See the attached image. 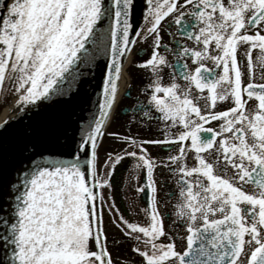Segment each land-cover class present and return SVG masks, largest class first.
Wrapping results in <instances>:
<instances>
[{
    "label": "snow or ice",
    "instance_id": "snow-or-ice-1",
    "mask_svg": "<svg viewBox=\"0 0 264 264\" xmlns=\"http://www.w3.org/2000/svg\"><path fill=\"white\" fill-rule=\"evenodd\" d=\"M135 8L136 0H0V130L45 102H69L91 72L79 63L95 59L86 44L108 57L98 110L70 135L45 131L59 150L29 141L24 159L0 169V264H115L110 239L130 243L140 264H264V0H144L139 29ZM138 45L150 54L136 62ZM132 68L147 83L125 105ZM122 114L129 131H108ZM153 125L155 136L131 133ZM104 136L135 150L108 152L101 178ZM149 147L167 154L154 158ZM125 156L136 161L134 178L143 170L136 192L146 193L148 222L117 212L120 235L109 237L104 209L115 205L103 190ZM169 183L177 193L165 191Z\"/></svg>",
    "mask_w": 264,
    "mask_h": 264
},
{
    "label": "water",
    "instance_id": "water-1",
    "mask_svg": "<svg viewBox=\"0 0 264 264\" xmlns=\"http://www.w3.org/2000/svg\"><path fill=\"white\" fill-rule=\"evenodd\" d=\"M143 9L144 0H136V8L132 17V23L136 29L143 19ZM108 23L109 21L106 20L101 28L106 27ZM131 35L135 36V33ZM85 47L93 53L95 59L87 66L78 62L77 71L83 73L91 68V72L83 78L87 83L79 86V92L71 93L69 102L65 103L67 97L57 98L55 103L45 102L39 109L34 108L32 112L26 113L23 120L13 122L7 129L0 130V169L11 170L20 160L24 159L22 147L29 141L36 144L38 151L46 148L59 150L58 145L45 138V131L54 125L58 131L67 129L70 135L79 124L87 121L98 110L100 99L98 85L101 82L102 71L100 66L104 65L108 57L103 50L94 52V46L91 43L86 44ZM83 55L84 53H81V56ZM28 128L33 130L31 136L27 135Z\"/></svg>",
    "mask_w": 264,
    "mask_h": 264
},
{
    "label": "flooded vegetation",
    "instance_id": "flooded-vegetation-1",
    "mask_svg": "<svg viewBox=\"0 0 264 264\" xmlns=\"http://www.w3.org/2000/svg\"><path fill=\"white\" fill-rule=\"evenodd\" d=\"M171 31L175 32V25L171 29ZM168 37L165 36V40ZM140 48L139 55L136 57V62H139L142 58L145 57V54H150V49L147 45H138ZM171 60V57H169ZM131 72V84H132V91H131V98H128L127 95L123 101L125 105L131 104L137 97V90L145 83H147L146 74L142 71H137L135 68L130 70ZM124 83L121 82V89L123 90ZM139 99L143 100L144 98L141 96ZM127 111V109H125ZM127 119V117L121 115L119 122L113 124L112 128H109L108 131L118 130L120 134H126L129 129L127 127H121L123 121ZM131 133L134 136L146 137L148 135L155 136L157 133L155 131V126L153 125V130L151 133L147 129L143 131L139 130L138 127H133L131 129ZM135 150L130 149L129 145L122 144L119 141H115L108 136H104L101 140V147L99 149V176L104 178L105 176V169L106 164L105 161L107 160V153L112 152L115 155L119 152L123 155L124 150ZM148 151L153 155L154 158L159 156H165L167 151H161L159 148L149 147ZM136 163V161L132 157L125 156L124 159L115 166L114 174L108 177L109 182L111 184V188H105L103 190V194L105 196V200L107 204H114L115 207L112 209V213L108 212L107 207L104 209L105 213V226L108 228L109 237L113 234L120 235L114 227L111 226V219L115 216L117 212L124 215L126 219H129L132 222H137L139 224H146L147 218L143 212L140 211L141 208L147 207V196L146 193L144 194H137L136 186L139 183L143 185L144 178H143V170H141V174L139 178H134L133 175L130 173L132 166ZM108 171H112L111 168ZM159 175V173H158ZM163 179L164 177H160ZM171 191L172 193H177L178 189L174 183H169L168 186L165 188V191ZM163 195V193H162ZM109 196L111 199H109ZM165 199H169L171 201H175L176 196L172 195L171 197H166ZM171 212V206L167 209ZM163 212L164 209H161ZM118 218V217H117ZM171 217L165 221L166 226L171 230L172 233L176 232V229L172 226ZM111 239L109 241V246H111ZM113 247L114 253H116L119 257H115L112 253V257L114 261H117V264H123V262H128V264H140L141 258L139 256L134 255L131 252V244H121L119 247ZM115 257V259H114Z\"/></svg>",
    "mask_w": 264,
    "mask_h": 264
},
{
    "label": "bare ground",
    "instance_id": "bare-ground-1",
    "mask_svg": "<svg viewBox=\"0 0 264 264\" xmlns=\"http://www.w3.org/2000/svg\"><path fill=\"white\" fill-rule=\"evenodd\" d=\"M5 113H6V109L0 110V121H2L5 118ZM8 115H12V114L8 113Z\"/></svg>",
    "mask_w": 264,
    "mask_h": 264
},
{
    "label": "rangeland",
    "instance_id": "rangeland-1",
    "mask_svg": "<svg viewBox=\"0 0 264 264\" xmlns=\"http://www.w3.org/2000/svg\"><path fill=\"white\" fill-rule=\"evenodd\" d=\"M110 247V249L112 250V253H113V255L116 257H119L116 253H114V251H113V247H112V244H111V246H109ZM115 257H114V259H115ZM115 262V264H117V261H114Z\"/></svg>",
    "mask_w": 264,
    "mask_h": 264
}]
</instances>
